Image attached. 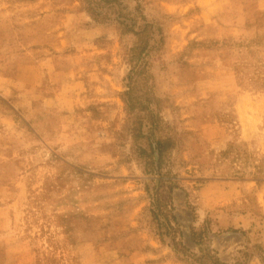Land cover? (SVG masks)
Instances as JSON below:
<instances>
[{
    "label": "rangeland",
    "instance_id": "obj_1",
    "mask_svg": "<svg viewBox=\"0 0 264 264\" xmlns=\"http://www.w3.org/2000/svg\"><path fill=\"white\" fill-rule=\"evenodd\" d=\"M122 8L164 37L133 78L132 109L125 93L137 38L114 10L104 20L84 0H0V50L9 42L0 75L11 95L0 90V264H112L82 247L98 244L90 233L104 215L136 204H154V236L186 264L172 236L159 234L171 207L185 203L174 186L195 228L245 233L210 243L219 260L264 264V0H123ZM202 14L208 30H199Z\"/></svg>",
    "mask_w": 264,
    "mask_h": 264
},
{
    "label": "trees",
    "instance_id": "obj_2",
    "mask_svg": "<svg viewBox=\"0 0 264 264\" xmlns=\"http://www.w3.org/2000/svg\"><path fill=\"white\" fill-rule=\"evenodd\" d=\"M122 1L123 0H84L91 17H99L103 15L105 20L107 16L106 11L114 10V21H116V23L123 28L124 32L131 33L137 38V43L131 51V62L133 65L127 76L128 91L125 93L126 96H128V100H126L127 106L132 109L135 107L131 104V93L133 91L131 83L133 82V78L136 75H141L146 70V57L149 55L151 50H155L163 43L164 37L163 29L160 25L154 22H149L140 13L138 15L125 13L122 8ZM139 10L140 7L138 6L135 11L140 12ZM142 102L146 104L151 102V95L148 93L143 94ZM137 106L142 109L147 108L146 105L140 102H138ZM153 145V143L150 144V149L153 151L154 157V155H156L155 153H157V148H159L161 144L157 142L154 146ZM158 157L160 161V152L158 153ZM154 158L157 160V157ZM174 190L179 191L182 194L183 198H180V200L185 201V203L181 207V210L171 207V211L173 212L171 220L164 225L168 229V232L166 234H163L162 232L159 234L162 237L169 235L172 236V240L174 242L172 247L173 251L177 255L178 259L186 264H227L226 262L219 260L216 256V252L210 250V243L218 241L217 236L225 233H240L243 236L245 233L232 230L214 231L210 228L208 223H204V225L198 229L195 228L193 224L195 217H192L191 215L190 204L184 200V198L187 199L184 189L174 186L170 188V193L172 194ZM156 211L157 210H155L153 204L150 212L155 223L158 225V229L160 230L161 224L158 223V214ZM190 215L192 219L191 223H186L185 218H188ZM171 222L176 225V230L172 228ZM176 233L178 234V240L175 238ZM225 241H228V239ZM161 242L165 243L162 239ZM239 253L242 255L245 254L244 251H239ZM236 264H246V262H242L240 260L236 262Z\"/></svg>",
    "mask_w": 264,
    "mask_h": 264
},
{
    "label": "crops",
    "instance_id": "obj_3",
    "mask_svg": "<svg viewBox=\"0 0 264 264\" xmlns=\"http://www.w3.org/2000/svg\"><path fill=\"white\" fill-rule=\"evenodd\" d=\"M200 20L202 21V24L199 30H208V23L211 22L210 18H206L202 14L200 15ZM201 32L202 31H199V33ZM1 43L0 51L3 54H0V61L4 62L3 55L7 53L6 49L9 42L7 40H2ZM35 43L38 45L41 44L40 41H32L33 46H35ZM35 48L38 49L39 46H36ZM17 51L18 57L25 54L22 50L18 49ZM18 73L19 70H16L17 75ZM34 73L37 74L39 72L34 71ZM3 80L4 78L2 74L0 75V90L2 91V95L4 97H10V92L8 93L9 86H7L8 82H6L7 87L4 90L3 85H5V83ZM23 84H25V81L20 80L17 77L16 85ZM241 97L244 98L243 96ZM241 97L236 102L238 112H242L241 103L243 100H241ZM88 199L89 198L85 199V197L81 198L83 201H87ZM114 214L113 217L104 215V217H102V226L96 225L91 231V240L93 239V241L98 244L91 245V250L85 249V245H83V255L88 256L89 254H94L96 260H98L99 256L107 257L112 264L114 262L115 264H166L169 262L171 263V261L176 262V264L178 263L177 260L173 258L174 256L170 250L162 245L160 240L154 236L152 228L153 217L150 209H143L141 205L136 204L133 206H126ZM91 218L92 216L88 215V219ZM93 262H95L93 258L86 257L83 264H94ZM95 264H98V262Z\"/></svg>",
    "mask_w": 264,
    "mask_h": 264
}]
</instances>
